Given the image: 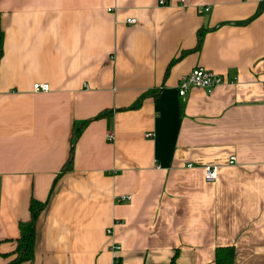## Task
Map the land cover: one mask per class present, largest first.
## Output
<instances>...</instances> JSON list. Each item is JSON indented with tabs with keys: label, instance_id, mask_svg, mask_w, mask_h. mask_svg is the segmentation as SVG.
Returning <instances> with one entry per match:
<instances>
[{
	"label": "crops",
	"instance_id": "0c3cea01",
	"mask_svg": "<svg viewBox=\"0 0 264 264\" xmlns=\"http://www.w3.org/2000/svg\"><path fill=\"white\" fill-rule=\"evenodd\" d=\"M0 26V264L32 197L19 264H264V0H0ZM197 66L226 81L180 96Z\"/></svg>",
	"mask_w": 264,
	"mask_h": 264
},
{
	"label": "trees",
	"instance_id": "16d2710c",
	"mask_svg": "<svg viewBox=\"0 0 264 264\" xmlns=\"http://www.w3.org/2000/svg\"><path fill=\"white\" fill-rule=\"evenodd\" d=\"M3 30L0 26V56L2 54ZM80 129V128H79ZM73 162V148L70 152L66 166L70 168ZM59 178V177H58ZM56 178V181L57 179ZM48 200H40L32 197L30 202L31 217L28 220L20 222V237L16 246L6 255L10 258L3 264H19L22 261L30 259L35 252L37 240V221L40 213L45 209ZM215 262L213 264H233L235 257L234 245H222L216 248ZM173 264H178L175 260Z\"/></svg>",
	"mask_w": 264,
	"mask_h": 264
},
{
	"label": "built area",
	"instance_id": "2783aa9c",
	"mask_svg": "<svg viewBox=\"0 0 264 264\" xmlns=\"http://www.w3.org/2000/svg\"><path fill=\"white\" fill-rule=\"evenodd\" d=\"M160 4H165L166 0H159ZM127 22H136L135 17H130L127 19ZM226 81V78L223 74L215 72L213 70H210L208 68H205L203 66H197L193 68L188 73L184 74L177 85V91L180 96H183L187 93V91L194 87L199 86L206 88L208 90H212L214 87L224 83ZM33 89L36 91L40 90H50V84L48 82H35L33 84ZM148 135H151V132L148 133ZM109 139H113V134L109 133L107 135ZM230 163L235 162V156H231ZM188 166H192V164H188ZM203 173L204 178L207 181H215L218 178V166L207 164L203 167ZM130 195H122V198H129ZM108 231H111V228H108ZM114 249H119L120 246L114 244Z\"/></svg>",
	"mask_w": 264,
	"mask_h": 264
}]
</instances>
